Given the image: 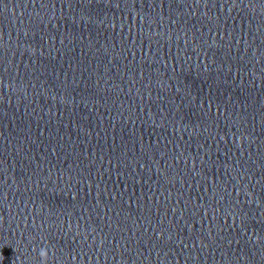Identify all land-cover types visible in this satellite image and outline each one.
<instances>
[{"label":"water","instance_id":"1","mask_svg":"<svg viewBox=\"0 0 264 264\" xmlns=\"http://www.w3.org/2000/svg\"><path fill=\"white\" fill-rule=\"evenodd\" d=\"M42 247L264 264V0H0V264Z\"/></svg>","mask_w":264,"mask_h":264},{"label":"clouds","instance_id":"2","mask_svg":"<svg viewBox=\"0 0 264 264\" xmlns=\"http://www.w3.org/2000/svg\"><path fill=\"white\" fill-rule=\"evenodd\" d=\"M38 255L41 258V264H46L49 256H48V251L45 248H40Z\"/></svg>","mask_w":264,"mask_h":264},{"label":"snow or ice","instance_id":"3","mask_svg":"<svg viewBox=\"0 0 264 264\" xmlns=\"http://www.w3.org/2000/svg\"><path fill=\"white\" fill-rule=\"evenodd\" d=\"M237 215L240 216V223H241V225H243L246 222V218L243 216V214L238 213ZM169 239H170V237H169Z\"/></svg>","mask_w":264,"mask_h":264}]
</instances>
